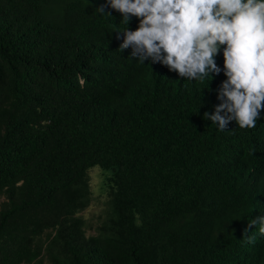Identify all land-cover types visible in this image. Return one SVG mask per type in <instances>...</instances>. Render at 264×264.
<instances>
[{
  "label": "trees",
  "instance_id": "16d2710c",
  "mask_svg": "<svg viewBox=\"0 0 264 264\" xmlns=\"http://www.w3.org/2000/svg\"><path fill=\"white\" fill-rule=\"evenodd\" d=\"M101 5L0 0V264H237L231 193L264 167V118L219 131L223 73L141 64Z\"/></svg>",
  "mask_w": 264,
  "mask_h": 264
},
{
  "label": "clouds",
  "instance_id": "9594fccd",
  "mask_svg": "<svg viewBox=\"0 0 264 264\" xmlns=\"http://www.w3.org/2000/svg\"><path fill=\"white\" fill-rule=\"evenodd\" d=\"M105 6L125 25L117 31L120 51L131 49L141 64L159 63L200 84L223 73L216 90L220 102L203 113L219 131L230 122L254 130L264 118V0H105L97 12L112 15ZM133 18L135 29L129 27ZM251 172L231 193L246 204L229 217L237 229V264H264V167Z\"/></svg>",
  "mask_w": 264,
  "mask_h": 264
},
{
  "label": "rangeland",
  "instance_id": "374dc122",
  "mask_svg": "<svg viewBox=\"0 0 264 264\" xmlns=\"http://www.w3.org/2000/svg\"><path fill=\"white\" fill-rule=\"evenodd\" d=\"M107 173H110L109 170L101 168L99 165H95L91 169V175H92V185L97 190V192L103 190L104 188V178ZM2 199H0V202ZM100 212V208L95 204L91 207L88 214L89 216H94Z\"/></svg>",
  "mask_w": 264,
  "mask_h": 264
}]
</instances>
